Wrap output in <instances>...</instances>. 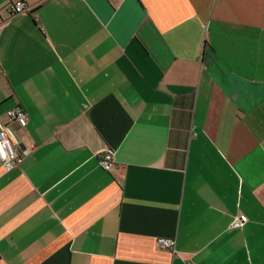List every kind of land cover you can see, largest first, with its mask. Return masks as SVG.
Here are the masks:
<instances>
[{
    "label": "crops",
    "instance_id": "0c3cea01",
    "mask_svg": "<svg viewBox=\"0 0 264 264\" xmlns=\"http://www.w3.org/2000/svg\"><path fill=\"white\" fill-rule=\"evenodd\" d=\"M0 126V264H264V0H0Z\"/></svg>",
    "mask_w": 264,
    "mask_h": 264
},
{
    "label": "built area",
    "instance_id": "2783aa9c",
    "mask_svg": "<svg viewBox=\"0 0 264 264\" xmlns=\"http://www.w3.org/2000/svg\"><path fill=\"white\" fill-rule=\"evenodd\" d=\"M12 15L27 13L32 10L31 7L17 2L8 7ZM6 117L9 124H16L19 128H24L27 123L26 115L21 108H15L7 111ZM26 153H21L17 147L16 140L8 126H0V163L10 171L18 166ZM113 151L105 150L97 157L98 166L105 172H109L113 166ZM247 223L244 216H235L229 224L230 229H240ZM159 249L168 250L172 254H177L175 250V241L171 239L158 238L156 240ZM185 264H194L191 260H186Z\"/></svg>",
    "mask_w": 264,
    "mask_h": 264
}]
</instances>
